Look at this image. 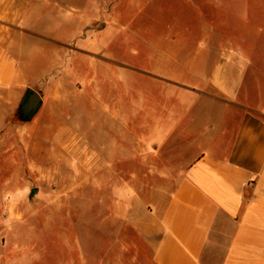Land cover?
Returning <instances> with one entry per match:
<instances>
[{"label":"crops","instance_id":"0c3cea01","mask_svg":"<svg viewBox=\"0 0 264 264\" xmlns=\"http://www.w3.org/2000/svg\"><path fill=\"white\" fill-rule=\"evenodd\" d=\"M87 1L81 18H61L53 14L63 0H0V120L26 88L45 87L59 69L78 75L79 67H122L96 63L93 53L113 38L104 22L80 34L94 18L89 9L106 8L110 18L116 1H125ZM186 6L199 13L186 38L198 34L201 42L186 52L181 110L151 105L131 115L119 98L109 118L119 121L121 143L102 154V166L151 164L171 184L130 197L133 212L119 199L118 216L146 250L137 264H264V0ZM202 57L216 59L203 66ZM132 118L143 122L128 130ZM175 141L186 146L169 151ZM118 174L126 184L125 170Z\"/></svg>","mask_w":264,"mask_h":264},{"label":"rangeland","instance_id":"374dc122","mask_svg":"<svg viewBox=\"0 0 264 264\" xmlns=\"http://www.w3.org/2000/svg\"><path fill=\"white\" fill-rule=\"evenodd\" d=\"M124 1L121 7L116 1L110 18L106 8L89 9L94 18L80 34L107 25L113 38L94 58L122 67H79L78 75L59 69L37 89L42 105L30 121L17 115L20 99L0 120V264H137L146 255L134 228L118 216L119 199L133 212L130 197L171 184L160 182L151 164L102 166L103 155L121 143L119 121L109 114L118 113L119 98L131 115L151 105L181 110L186 52L201 42L198 34L186 38V27L199 13L186 0ZM87 4L63 0L53 15L81 18ZM202 58L203 66L216 59ZM142 122L128 119L127 128ZM184 145L175 141L168 150ZM124 170L126 184L118 174ZM125 190L127 198H119Z\"/></svg>","mask_w":264,"mask_h":264},{"label":"water","instance_id":"95a60500","mask_svg":"<svg viewBox=\"0 0 264 264\" xmlns=\"http://www.w3.org/2000/svg\"><path fill=\"white\" fill-rule=\"evenodd\" d=\"M42 105L40 93L33 88H26L17 108V115L23 122L30 121Z\"/></svg>","mask_w":264,"mask_h":264}]
</instances>
